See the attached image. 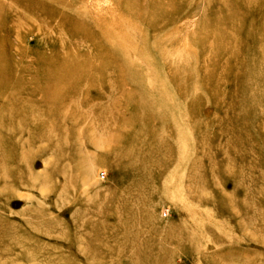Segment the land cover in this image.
Returning a JSON list of instances; mask_svg holds the SVG:
<instances>
[{
  "label": "rangeland",
  "instance_id": "374dc122",
  "mask_svg": "<svg viewBox=\"0 0 264 264\" xmlns=\"http://www.w3.org/2000/svg\"><path fill=\"white\" fill-rule=\"evenodd\" d=\"M26 2L0 0V264H264V0Z\"/></svg>",
  "mask_w": 264,
  "mask_h": 264
},
{
  "label": "bare ground",
  "instance_id": "6f19581e",
  "mask_svg": "<svg viewBox=\"0 0 264 264\" xmlns=\"http://www.w3.org/2000/svg\"><path fill=\"white\" fill-rule=\"evenodd\" d=\"M20 2H21V1H20ZM27 2H28V0H27ZM27 2H26V3H27ZM13 3H14V2H13ZM24 3H25V2H24ZM24 3H23V4H24ZM31 7H32V6H31ZM31 7H30V8H31ZM32 8H33V9H32ZM32 8H31V10H34V9H35V7H32ZM0 11H1V7H0ZM19 17H20V16L16 15L15 21H18V18H19Z\"/></svg>",
  "mask_w": 264,
  "mask_h": 264
}]
</instances>
